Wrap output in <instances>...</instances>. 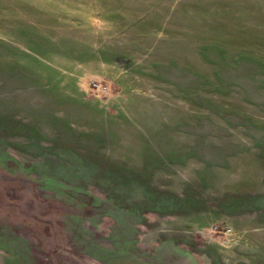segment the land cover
Here are the masks:
<instances>
[{
  "label": "rangeland",
  "instance_id": "rangeland-1",
  "mask_svg": "<svg viewBox=\"0 0 264 264\" xmlns=\"http://www.w3.org/2000/svg\"><path fill=\"white\" fill-rule=\"evenodd\" d=\"M0 264H264V0H0Z\"/></svg>",
  "mask_w": 264,
  "mask_h": 264
},
{
  "label": "bare ground",
  "instance_id": "bare-ground-1",
  "mask_svg": "<svg viewBox=\"0 0 264 264\" xmlns=\"http://www.w3.org/2000/svg\"><path fill=\"white\" fill-rule=\"evenodd\" d=\"M153 215V214H152ZM151 215V216H152ZM84 229H86V228H84ZM102 231V230H101ZM95 233V232H94ZM100 233V232H99ZM96 235V234H95ZM94 237V236H93ZM104 238V236L102 235V233L101 234H98V236L96 237V238H94V240L95 239H97V241H99V240H101V239H103ZM92 239V238H91ZM93 241V240H92ZM95 243V242H94ZM12 251V250H11ZM94 253V252H93ZM96 253V252H95ZM94 263V262H93ZM97 263V262H96Z\"/></svg>",
  "mask_w": 264,
  "mask_h": 264
}]
</instances>
